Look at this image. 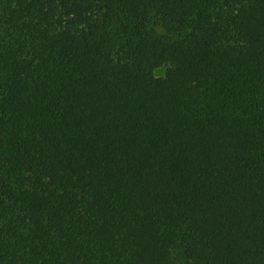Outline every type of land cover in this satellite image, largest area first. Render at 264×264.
I'll use <instances>...</instances> for the list:
<instances>
[{
  "label": "trees",
  "instance_id": "trees-1",
  "mask_svg": "<svg viewBox=\"0 0 264 264\" xmlns=\"http://www.w3.org/2000/svg\"><path fill=\"white\" fill-rule=\"evenodd\" d=\"M0 264H264V0H0Z\"/></svg>",
  "mask_w": 264,
  "mask_h": 264
},
{
  "label": "rangeland",
  "instance_id": "rangeland-1",
  "mask_svg": "<svg viewBox=\"0 0 264 264\" xmlns=\"http://www.w3.org/2000/svg\"><path fill=\"white\" fill-rule=\"evenodd\" d=\"M156 74L159 76L165 75V68H160L156 71Z\"/></svg>",
  "mask_w": 264,
  "mask_h": 264
}]
</instances>
